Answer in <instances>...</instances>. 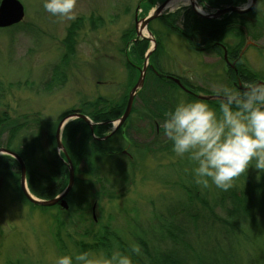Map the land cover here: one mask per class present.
Returning <instances> with one entry per match:
<instances>
[{
	"label": "rangeland",
	"instance_id": "obj_1",
	"mask_svg": "<svg viewBox=\"0 0 264 264\" xmlns=\"http://www.w3.org/2000/svg\"><path fill=\"white\" fill-rule=\"evenodd\" d=\"M20 1L25 8L24 19L0 28V117L3 118L5 113L10 117L9 121L16 123L30 120L21 132V139L28 134L25 139L29 137L27 141H30L41 134L42 148L32 157L30 169L41 171L46 166L41 158L50 147L51 125L68 115L85 114L73 110H80L85 102L103 97L115 103L128 96L143 67V63H136L133 68L126 64V57H130L127 38L135 28L146 30V34L142 32L143 36H150L147 30L151 31V38L157 42L156 48L161 43L159 51L151 55L147 66H154L157 71L168 74L166 76L178 75L188 79L196 87L197 95L205 97L200 100L212 108H218V98L213 91L215 87L221 84L238 86L228 78V65L232 64L239 71L242 68L245 73H251L252 77L264 82V0H256L253 7L252 19L259 26L255 38H250V34L254 33L250 27L246 44L240 42L242 35H236V32L230 34L235 37L229 42L236 44L239 41L243 52V58L237 65L228 56L223 58L213 50L194 49L185 36L163 23L166 20L180 26L181 13L187 8L209 14L213 9L205 0H196V10L190 0L173 3L151 20L147 29L141 27V18L155 11L164 0H77L76 18L72 21L45 12L42 0ZM251 1L242 0L237 6L243 8ZM143 36H138L135 31V41H149L146 56L154 41ZM153 78L145 77L149 83L144 94L136 95L129 120L109 138L103 139L111 133L118 118L107 121L109 123L105 125L107 122H97L85 114L95 123L91 129L95 143L93 141L90 145L106 149L110 156L103 157L99 149H93L97 154L96 167V163L88 164L84 158L77 163L74 184L66 196L67 208L59 203L41 208L26 201L17 184H14L21 182V170L20 178L11 176L7 170L16 169L11 164H4V169L0 170L3 171L0 173V264H54L58 255L82 250L81 242L95 243L92 234L99 235L106 226L120 233L130 229L140 234L136 225L138 228L142 225L144 230L149 231L158 224L162 226L181 219L191 229L185 243L180 237H175L178 240L167 237L156 240L149 236L145 240L151 248L175 250L181 254L188 250L186 256L189 260L186 258L185 262L188 264H201V258L206 264H214L215 259L219 261L217 264H264L262 259H258L264 252V215L256 220L240 222L243 232L248 227L246 237L239 231L231 236L233 242L228 245H225L222 236L224 228L219 222L209 226L212 213L220 218L218 221H224L227 216L217 201H230L234 192L238 201L243 194L247 195L246 201L255 199L252 192L263 191L264 174L259 176L257 170L250 167L234 179L233 187L227 191L211 184L206 189L196 185L192 180V165L186 158L176 156L171 143L163 136L164 118L156 115L153 106V112L146 110L143 99L156 93L150 84ZM166 88L168 90L158 96L162 102L172 101L170 108L181 99L199 100L188 97L186 90L178 91L171 86ZM175 89L174 95L172 92ZM144 112L150 118L144 116ZM78 118L71 117L66 123L61 139L64 138L65 127ZM34 119L40 123L32 122ZM101 124L105 126L101 128ZM8 137L9 132L0 130V147H5ZM72 140L74 145L71 148L77 151L82 140L78 135ZM15 143L19 144V138ZM123 150H128L131 155L124 154ZM57 151L63 155L59 148ZM63 162L69 169L68 161ZM71 162L74 168L72 159ZM67 180L68 184L69 175ZM186 185L198 189L197 196L207 201L209 207L200 199L193 201ZM177 207L188 208L189 212L185 211L190 216H183V211L175 210ZM207 209L213 212L209 214ZM261 212L264 214L263 210ZM195 229L200 232L199 235H196ZM135 243L139 245L137 241ZM191 246L193 249H190ZM218 248H223L225 255H215Z\"/></svg>",
	"mask_w": 264,
	"mask_h": 264
},
{
	"label": "trees",
	"instance_id": "obj_2",
	"mask_svg": "<svg viewBox=\"0 0 264 264\" xmlns=\"http://www.w3.org/2000/svg\"><path fill=\"white\" fill-rule=\"evenodd\" d=\"M208 4L214 8L229 6V5H240V2L242 0H206ZM255 9V8H254ZM254 9L250 10L247 13H229L226 14L220 18H207L200 16L197 14L193 9L187 8L184 9L181 13L182 20L180 26H175L174 22L170 23L166 20L163 21L165 26L168 28L171 27L173 30L177 31L178 33L182 34L188 39V42L190 46L194 47L196 50H205L210 49L215 51L217 54L221 55L223 58H225V53H227V56L229 57V60L236 62V65L238 61L242 60V50L240 48V42L242 44H246L247 36H249L248 33H250V28L254 33L250 34V38H255V33L258 31L257 24L253 22V14ZM251 18V20H250ZM256 28H254V26ZM250 27V28H249ZM241 29V30H240ZM245 30V31H244ZM135 29H133L132 32H130L129 37L127 38V43L129 44V51L130 57H126V64L128 67L133 68L134 64L136 63H144L143 60H145V53L147 49L149 48V41L148 39H138L135 41ZM175 31V32H176ZM243 31V32H242ZM236 32V35H242L240 38V42H236V44H231L229 41H232L234 37H231V33ZM228 39V41H227ZM161 46V43L158 44V47L154 50L152 53V56L157 54L159 51V48ZM127 54V52H125ZM143 61V62H142ZM230 64V63H229ZM239 64V63H238ZM143 65V64H142ZM229 68L227 70L228 78L231 83H236L238 86L241 82H250V81H259L255 78V76L252 77L250 75L251 73H245L242 68L239 69L235 68L232 64L228 65ZM140 68V67H139ZM146 77L153 76V80L150 83L153 88H155V94L153 96L149 95V98L143 99L144 105L146 107L147 111H152L153 106L156 108L154 112H156V115L158 117H163L169 109H171L169 104L172 101H160L159 96L160 94L165 93V90H168L166 87L171 86L173 88H176L178 91L182 89L174 80L169 79L168 74L163 73L162 71L158 70L154 66H150L147 71ZM177 77L181 78L183 84L190 90L186 91V95L192 99H199L196 92V87L192 85L188 79L180 77L177 75ZM262 82V81H261ZM149 83V80L146 79L145 84L142 89L139 90V94H144L145 88H147V84ZM176 89L172 92L174 95L176 93ZM131 90V89H130ZM130 92V91H129ZM144 96V95H143ZM146 96V95H145ZM144 96V97H145ZM129 94L128 96H124L123 100L120 102L112 103L108 99L100 97L96 99L94 102H85V104L82 105L80 110L73 109L74 111H81L87 115H89L92 119L96 120L97 122L104 123L109 120H114L116 118H120L125 109L128 102ZM152 98H155V100H152ZM200 100V99H199ZM208 100H206L207 102ZM145 110V111H146ZM133 111V109H132ZM144 116L150 118V116L147 114V112L143 114ZM130 117V116H129ZM154 117V116H153ZM114 118V119H113ZM10 117L7 116V114L4 113V117H0V130L2 132H9V137L6 143L4 144L6 148L14 150L17 152L25 161L26 168H27V181H28V187L32 194H34L38 198L42 199H51L56 197L58 194H60L65 187L67 186V179L69 175V169L68 166L65 165L63 161L67 160L66 156L59 155L57 148V139H56V131L58 127V123H54L49 128V150H47V153L44 151L42 156V163H44L46 166L43 168V170L36 168L37 166H34L36 169H30L32 167V164L30 163L32 160V157L35 156L38 149H41V134H38L34 138H32L30 141V138L26 140L25 138L27 135H23L24 139H21V132L27 128L28 121L16 123L14 121H9ZM129 120V118H128ZM2 121V122H1ZM36 123H40L39 120L34 119ZM103 128L105 125L101 124ZM100 126V125H97ZM90 126L81 118L76 119L74 122H71L68 124L63 133V143L68 151L69 157L72 159L74 164V169L77 172V163L79 161H82L83 158L87 160L88 164L90 163L95 164L96 167L98 160H97V154L96 152H93V149H99L97 153H103V157H107L109 153L106 151V149L96 148V146L90 145L95 140L92 137ZM72 139L78 135V138H81L82 143L77 147V151L72 150L71 145H74V140L70 139V136H72ZM19 138V144H16V140ZM1 146V143H0ZM51 155V157H50ZM110 156V155H109ZM64 157V159H63ZM5 166H8V164H11L16 170L10 171L7 170L11 176L17 175L20 178V165L17 162L15 158L8 154H2L0 155V170L4 169ZM6 170V169H5ZM3 172V171H2ZM0 171V173H2ZM14 172V173H12ZM34 172V173H33ZM9 175V176H10ZM17 184V189L19 190L20 194H23L26 201L33 204L31 201H29L21 188V183H14ZM77 185V184H75ZM188 186V185H186ZM192 186H188L186 189L189 190L190 197H192L193 201L199 200L204 205L206 204L207 207H209L207 201L204 202L198 194V189L194 190L191 188ZM80 192H83V190L79 189ZM253 194H255V199H248L246 201L245 198H247V195L243 194L241 198H239V201L236 199L237 194L233 193V198L231 200H224L221 199L219 202L217 201L218 205L221 206L222 210L225 209V212L227 213V216H225L223 220H219L220 218H216L215 215L212 213L210 216V227H213L214 222H219V225L224 228V232L222 234L225 242V245H228L233 242L231 236L241 231V233L246 237V231L248 230V227H245V232H243L240 229L239 223H244L245 220H256L260 217V214L262 213L261 210L264 211V189L259 191H253ZM67 199V198H66ZM238 201V202H237ZM68 202V201H67ZM195 202V203H196ZM231 204H233V207H231ZM259 204L260 207L257 208V205ZM36 207H43L44 206H38L36 204H33ZM184 206V205H180ZM253 206V207H252ZM206 207V208H207ZM180 207L175 208L177 211H183V216L189 217L190 214L188 213V208L179 209ZM187 209L188 212L185 210ZM205 209V208H204ZM192 210V209H191ZM190 210V211H191ZM209 214L213 212V210L207 209ZM197 214V213H196ZM189 215V216H188ZM139 218V217H137ZM193 219L196 220L193 215ZM138 222V220H136ZM140 221V220H139ZM135 224V223H134ZM139 224V222H138ZM162 224V222L160 223ZM187 222H184L182 219L178 222H166L164 225H159L156 227L151 228L149 231L144 230L141 225L139 228L136 225L137 230L140 231V234L134 233L133 230L128 229L127 231L123 230L125 233H120L118 230L114 231L113 229H110L109 226H106L103 231L98 235L97 233L92 234L94 235L95 243H87V242H81V249H93V250H104L106 252H110L114 247L119 248L121 251H129V244L130 242H133L134 240L139 243V246L141 247L142 254L139 256L133 255L134 264H188L186 262L189 260V258L186 256V252L181 254L175 250H167L163 251L160 250L158 247L154 248L149 245V242H147L145 239L149 236H152L156 240L158 237H160L158 240H162L163 237H167L171 240H178L177 238H181L180 240H184V243L186 242V236L190 235V227L187 225ZM215 226V225H214ZM148 229V228H147ZM196 235H199L200 232H196V229L194 230ZM212 231V229H210ZM215 232V231H214ZM103 233V234H102ZM134 233V234H133ZM216 233V232H215ZM129 235V238L127 237ZM175 237H177L175 239ZM184 237V238H183ZM152 238V239H153ZM199 240V238H197ZM221 240V238H219ZM134 241V242H135ZM222 245V243H221ZM220 245V246H221ZM187 246L190 247V244ZM154 248V249H153ZM153 249V250H152ZM190 249H193L192 246ZM218 250V251H217ZM215 251V255H225L226 252H224L223 248H218ZM224 259V258H223ZM262 259L264 261V252L262 255ZM204 258H201L199 261L201 264H206L204 262ZM219 261L217 259L214 260V264H217ZM233 264V263H232Z\"/></svg>",
	"mask_w": 264,
	"mask_h": 264
},
{
	"label": "clouds",
	"instance_id": "obj_3",
	"mask_svg": "<svg viewBox=\"0 0 264 264\" xmlns=\"http://www.w3.org/2000/svg\"><path fill=\"white\" fill-rule=\"evenodd\" d=\"M206 2V0H205ZM77 0H42L45 12L67 21L76 18ZM218 108L201 100H179L164 115L163 136L173 153L192 165L193 182L227 191L250 167L264 174V82L221 84L213 89ZM141 249L129 251L73 250L58 255L54 264H134Z\"/></svg>",
	"mask_w": 264,
	"mask_h": 264
},
{
	"label": "water",
	"instance_id": "obj_4",
	"mask_svg": "<svg viewBox=\"0 0 264 264\" xmlns=\"http://www.w3.org/2000/svg\"><path fill=\"white\" fill-rule=\"evenodd\" d=\"M169 1L170 0H165V2H163L160 6H158L155 11H152V13H150L146 18L141 19L140 20L141 27L143 29H145V28L147 29L150 21L153 20L154 18L160 16L163 13V11H164V9H165V7ZM190 1L193 4V8L196 10V8H195L196 0H190ZM255 4H256V0H252L251 3H249L247 6H245L243 8L232 5V6L225 7V8H219L216 10V12H213L211 14H204L198 10H196V12L200 15L206 16L207 18H218V17H221V16L226 15V14L231 13V12L246 13V12L250 11L254 7ZM24 16H25V8H24V5L22 4V2L20 0H1L0 1V28H6V27L12 26L16 23H19L24 19ZM147 31H148V34H150V36H143V34H142L143 31H141V30H137V35L152 39L154 41V45H152V47L148 50V52L145 56L144 65L141 68L139 79L136 82V84L132 87V89L129 93V99L127 102L125 112L117 121H115L111 133L109 135H107L106 137H104L103 139H107L108 137H110L121 126H123L125 124L127 118L129 117V115L131 113L135 96L137 95L138 91L144 85L145 77H146V71L148 69V66H147L148 60L150 58L151 53L156 48L155 45L157 43L154 38H151V35H152L151 31H149V30H147ZM226 54L227 53H225V58L227 56ZM169 78L174 80L176 83L179 84V86H181L185 90H188L186 88V86L182 83L181 79L173 77V76H169ZM199 98L204 99L205 97L199 96ZM71 117H80V118L84 119L86 122H88L90 124L91 129H93V126L95 124L94 122H91L90 119L85 114H81V113H77L75 115H68L60 121L58 128H57L56 139H57L59 151H62L64 153V155L66 156L67 161H68L69 182H68L66 188L54 198L42 199V198H38L34 194H32V192L30 191V189L28 187V183H27V172H26V164H25L24 159L17 152H15L13 150L8 149V148H4V147H0V155L1 154H8V155L12 156L13 158H15L17 160V162L19 163L20 170H21V182L20 183H21L22 191H23L25 197L29 201H31L33 204H36L39 206H52V205H56L59 203L62 207H65V208L68 207V204L66 201V196L70 192V190L74 184L75 175H74V168H73L71 159H70L68 152H67V150L63 144V141L61 139V131L63 130L66 123L71 119Z\"/></svg>",
	"mask_w": 264,
	"mask_h": 264
},
{
	"label": "bare ground",
	"instance_id": "obj_5",
	"mask_svg": "<svg viewBox=\"0 0 264 264\" xmlns=\"http://www.w3.org/2000/svg\"><path fill=\"white\" fill-rule=\"evenodd\" d=\"M178 1H180V0H171L170 2L167 3L165 9L171 7V6L173 5V3H177ZM184 1H185V2H188V0H187V1L184 0ZM198 9H199V10H202L200 7H199ZM143 32H144L145 34L147 33L146 30H144ZM140 70H141V68H140Z\"/></svg>",
	"mask_w": 264,
	"mask_h": 264
},
{
	"label": "flooded vegetation",
	"instance_id": "obj_6",
	"mask_svg": "<svg viewBox=\"0 0 264 264\" xmlns=\"http://www.w3.org/2000/svg\"><path fill=\"white\" fill-rule=\"evenodd\" d=\"M126 154H128L130 156V154L128 152H125Z\"/></svg>",
	"mask_w": 264,
	"mask_h": 264
}]
</instances>
